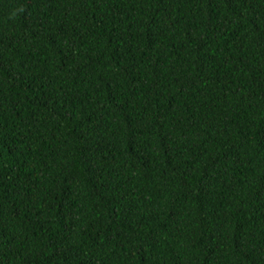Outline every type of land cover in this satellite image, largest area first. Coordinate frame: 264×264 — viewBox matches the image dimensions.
I'll return each mask as SVG.
<instances>
[{
    "label": "trees",
    "instance_id": "16d2710c",
    "mask_svg": "<svg viewBox=\"0 0 264 264\" xmlns=\"http://www.w3.org/2000/svg\"><path fill=\"white\" fill-rule=\"evenodd\" d=\"M0 264H264V0H0Z\"/></svg>",
    "mask_w": 264,
    "mask_h": 264
}]
</instances>
